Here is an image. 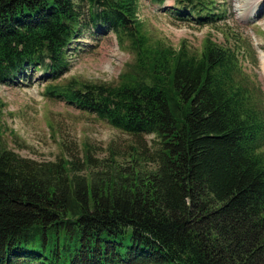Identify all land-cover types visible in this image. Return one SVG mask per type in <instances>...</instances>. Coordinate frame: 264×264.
Returning a JSON list of instances; mask_svg holds the SVG:
<instances>
[{
  "label": "trees",
  "instance_id": "obj_1",
  "mask_svg": "<svg viewBox=\"0 0 264 264\" xmlns=\"http://www.w3.org/2000/svg\"><path fill=\"white\" fill-rule=\"evenodd\" d=\"M174 1L178 17L215 15L211 0ZM136 6L0 0V82L25 68L55 77L84 28L114 33L132 54L116 83L69 79L44 93L147 152L101 164L83 145L79 158L36 161L5 146L0 124V264H264V107L229 47L150 43Z\"/></svg>",
  "mask_w": 264,
  "mask_h": 264
},
{
  "label": "rangeland",
  "instance_id": "obj_2",
  "mask_svg": "<svg viewBox=\"0 0 264 264\" xmlns=\"http://www.w3.org/2000/svg\"><path fill=\"white\" fill-rule=\"evenodd\" d=\"M211 1L209 11L215 15L199 21L195 14L178 17L177 11L182 8L174 0H137V19L150 43L158 41L174 49L182 43L195 55L205 37L229 47L238 59L237 77H242L252 99L264 107V0ZM125 47H119L113 32L86 27L68 49L66 68L55 77L25 68L10 82H0V124L5 146L36 161L79 158L83 145L90 158L101 164L110 153L121 158L122 164L128 163L135 149L147 154L144 146L134 148L130 135L95 114L44 93L45 87L69 79L116 83L118 74L132 61ZM142 138L151 147L152 135ZM137 158L143 167H149L141 155ZM90 166L92 170L94 165Z\"/></svg>",
  "mask_w": 264,
  "mask_h": 264
},
{
  "label": "bare ground",
  "instance_id": "obj_3",
  "mask_svg": "<svg viewBox=\"0 0 264 264\" xmlns=\"http://www.w3.org/2000/svg\"><path fill=\"white\" fill-rule=\"evenodd\" d=\"M258 2V1H257ZM257 2H256V4H257Z\"/></svg>",
  "mask_w": 264,
  "mask_h": 264
}]
</instances>
